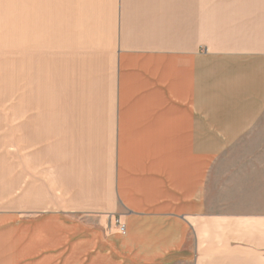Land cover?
Listing matches in <instances>:
<instances>
[{
  "label": "crops",
  "instance_id": "1",
  "mask_svg": "<svg viewBox=\"0 0 264 264\" xmlns=\"http://www.w3.org/2000/svg\"><path fill=\"white\" fill-rule=\"evenodd\" d=\"M76 2L68 24L63 3L61 28L93 50L84 74L110 79L108 114L100 110L90 114L92 123L78 125L64 115L61 167L46 176L51 205L33 211L31 169L29 209L15 214L21 256L60 264H199L196 228L204 220V231L214 233L215 184L229 183L224 170L241 166V184L257 186L246 199H262L264 0ZM13 15L21 72L22 58L37 56L36 34L46 38L37 46H50L54 0H40L24 17L22 0H14ZM98 81L93 76L85 85L92 106L101 96ZM33 82L43 104L63 97V82L43 84L39 74ZM71 135L79 144L70 153ZM248 210L241 217L253 224L241 231L264 238L261 207Z\"/></svg>",
  "mask_w": 264,
  "mask_h": 264
},
{
  "label": "rangeland",
  "instance_id": "2",
  "mask_svg": "<svg viewBox=\"0 0 264 264\" xmlns=\"http://www.w3.org/2000/svg\"><path fill=\"white\" fill-rule=\"evenodd\" d=\"M76 1L54 0V41L49 36L50 46L43 43L48 47L44 52L40 44H37L46 38L41 33L36 34L33 50L37 56H32L30 60L28 57L26 60L25 57L22 58L21 72L15 56L19 41H15L14 37V0H5V9L0 7V264H60L56 260H47L46 263L44 256L32 260L21 256L15 242V214L29 209L27 206L30 200L26 193L30 186L31 169L35 188V194L31 197L33 211H43L51 205L50 200L47 205L45 200L46 196L49 197L46 193L49 188L46 176L48 172L57 173L61 167V126L64 115L70 118V121H66L67 124L78 125L92 123L93 115L90 114L99 113L100 110L101 113L108 114L110 79L104 73L93 74L87 71L84 74V69L89 65L87 55L92 54L93 50L89 52L83 37L77 39L68 31L63 32L61 28L63 3L68 24L72 21L68 13L78 3ZM38 4L40 5V0H22L23 17L31 7ZM77 10L78 8L74 11ZM26 42L23 41V46L28 45ZM39 62L42 68L38 73ZM36 74L42 77L43 84L63 82V97L56 99L55 103L43 104L37 98V86L33 82ZM93 76L98 78L101 86L98 106L90 104L89 91L85 87L86 82ZM81 114L91 120H81ZM30 128L37 132L29 134ZM47 129L54 131L47 132ZM78 140L77 136H67L70 153L72 147L79 144ZM31 157L35 161L32 165L29 161ZM224 173L229 177L226 179L229 183L215 184L214 233L209 237L204 231L205 224L200 223L204 220L199 221L196 228L195 251L199 264L204 261L209 264H260L259 257L263 262L261 264H264L263 234L241 231V228L244 230L253 224V219L241 217V213L249 212L248 209L254 203L261 207L264 215V184L259 186L262 199L249 201L246 199L247 189L257 186L241 184V166L232 164ZM36 202L38 205L33 204ZM53 205H57L56 200ZM117 218L119 219H115ZM262 227L264 229V216Z\"/></svg>",
  "mask_w": 264,
  "mask_h": 264
},
{
  "label": "built area",
  "instance_id": "3",
  "mask_svg": "<svg viewBox=\"0 0 264 264\" xmlns=\"http://www.w3.org/2000/svg\"><path fill=\"white\" fill-rule=\"evenodd\" d=\"M114 223H115V225H116L117 228H118V232H119V234H120L121 236H125L126 233H127L126 225H125L124 223H122V222L120 221V219H118V218L114 220Z\"/></svg>",
  "mask_w": 264,
  "mask_h": 264
}]
</instances>
